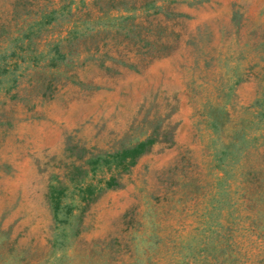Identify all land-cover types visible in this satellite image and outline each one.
Returning a JSON list of instances; mask_svg holds the SVG:
<instances>
[{"label": "rangeland", "instance_id": "374dc122", "mask_svg": "<svg viewBox=\"0 0 264 264\" xmlns=\"http://www.w3.org/2000/svg\"><path fill=\"white\" fill-rule=\"evenodd\" d=\"M0 264H264V0H0Z\"/></svg>", "mask_w": 264, "mask_h": 264}]
</instances>
